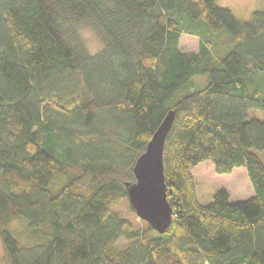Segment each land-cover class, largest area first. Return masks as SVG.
<instances>
[{"label":"trees","instance_id":"trees-1","mask_svg":"<svg viewBox=\"0 0 264 264\" xmlns=\"http://www.w3.org/2000/svg\"><path fill=\"white\" fill-rule=\"evenodd\" d=\"M217 1L0 0L10 264H264V10L242 21ZM184 34L197 50L181 47ZM170 110L173 218L161 234L119 209L136 213L126 183ZM207 161L222 174L245 167L256 193L232 201L196 171Z\"/></svg>","mask_w":264,"mask_h":264},{"label":"water","instance_id":"water-1","mask_svg":"<svg viewBox=\"0 0 264 264\" xmlns=\"http://www.w3.org/2000/svg\"><path fill=\"white\" fill-rule=\"evenodd\" d=\"M174 118L175 111L170 110L152 135L145 151L137 158L133 168L136 181L126 183L130 204L138 217L161 234L167 231L173 218L163 157Z\"/></svg>","mask_w":264,"mask_h":264},{"label":"rangeland","instance_id":"rangeland-1","mask_svg":"<svg viewBox=\"0 0 264 264\" xmlns=\"http://www.w3.org/2000/svg\"><path fill=\"white\" fill-rule=\"evenodd\" d=\"M220 6L232 9L234 14L242 21H248L252 17V13L256 10H264V0H218ZM81 36L91 54L99 53L104 45L100 36L89 26L80 27ZM181 47L191 52L199 48V38L184 34L180 40ZM199 81L197 80V83ZM202 88V87H201ZM262 116V113H258ZM264 160V154L260 153ZM196 171L203 173L206 180L214 182L228 190L232 201L244 200L253 196L256 192L249 178L245 167H236L231 173H218L211 161L202 162L196 167ZM120 212L124 217L129 218L136 227H141L146 222L138 217L136 213H132L127 203L120 206ZM126 241L121 240V244ZM0 264H10L6 256L5 249L0 239Z\"/></svg>","mask_w":264,"mask_h":264}]
</instances>
